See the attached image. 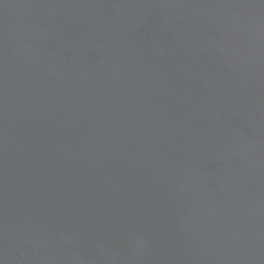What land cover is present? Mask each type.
Wrapping results in <instances>:
<instances>
[{
	"label": "water",
	"instance_id": "obj_1",
	"mask_svg": "<svg viewBox=\"0 0 264 264\" xmlns=\"http://www.w3.org/2000/svg\"><path fill=\"white\" fill-rule=\"evenodd\" d=\"M0 264H264V0H0Z\"/></svg>",
	"mask_w": 264,
	"mask_h": 264
}]
</instances>
